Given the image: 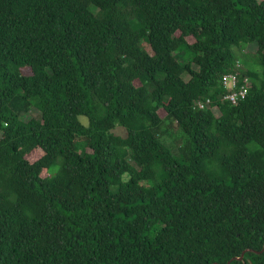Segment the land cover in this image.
<instances>
[{
  "label": "trees",
  "instance_id": "obj_1",
  "mask_svg": "<svg viewBox=\"0 0 264 264\" xmlns=\"http://www.w3.org/2000/svg\"><path fill=\"white\" fill-rule=\"evenodd\" d=\"M263 243L264 0H0V264H264Z\"/></svg>",
  "mask_w": 264,
  "mask_h": 264
},
{
  "label": "built area",
  "instance_id": "obj_2",
  "mask_svg": "<svg viewBox=\"0 0 264 264\" xmlns=\"http://www.w3.org/2000/svg\"><path fill=\"white\" fill-rule=\"evenodd\" d=\"M236 70L229 71L222 74L220 82L222 87L225 89L224 99L229 101L232 104H236L238 101L242 100L247 93V80L248 78H244L241 81L240 74L238 73V68L241 67L240 61H236L235 63ZM209 99L205 102L199 100L195 102V106L198 108H203Z\"/></svg>",
  "mask_w": 264,
  "mask_h": 264
},
{
  "label": "rangeland",
  "instance_id": "obj_3",
  "mask_svg": "<svg viewBox=\"0 0 264 264\" xmlns=\"http://www.w3.org/2000/svg\"><path fill=\"white\" fill-rule=\"evenodd\" d=\"M184 51V50H183ZM176 56H178L179 61L186 62L189 60V56L186 53L177 52ZM29 116H35L37 111L34 108L29 109ZM163 132L161 134V140L168 146L170 149L177 153V147L181 140L184 139L183 134L178 129L175 123H171L170 121H166L163 126ZM118 134L125 135L126 131L123 127H118L114 130Z\"/></svg>",
  "mask_w": 264,
  "mask_h": 264
},
{
  "label": "water",
  "instance_id": "obj_4",
  "mask_svg": "<svg viewBox=\"0 0 264 264\" xmlns=\"http://www.w3.org/2000/svg\"><path fill=\"white\" fill-rule=\"evenodd\" d=\"M263 249H264V243H263L262 250H263ZM244 252H245V251H243V252L241 253V255H239V256H234V257H232V258L227 262V264H229L230 261H232V260H241V259L243 258V254H244Z\"/></svg>",
  "mask_w": 264,
  "mask_h": 264
}]
</instances>
